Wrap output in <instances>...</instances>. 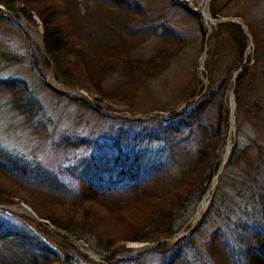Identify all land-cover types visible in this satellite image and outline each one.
<instances>
[{"label": "trees", "instance_id": "trees-1", "mask_svg": "<svg viewBox=\"0 0 264 264\" xmlns=\"http://www.w3.org/2000/svg\"><path fill=\"white\" fill-rule=\"evenodd\" d=\"M93 1L96 14L92 16H96L97 22L93 23L99 26L91 23L86 27L73 0H0V6L13 15L18 12L39 20L42 50L57 83L82 91L94 102H104L107 108L128 109L127 95L105 90L106 79L122 73L141 79L163 74L178 56L182 38H168L164 34L171 33L170 30L160 26L157 30L163 32L164 48H158L147 59L133 58L129 43L141 35L138 29L132 28L133 24H138L140 16L131 8V2ZM217 1L210 0L207 6L213 19L220 16ZM234 18L242 22L254 39L245 19ZM196 19V27L204 38L205 29L201 20ZM220 30L237 33L233 44L238 45L241 56L246 37L240 27L229 22L217 24L211 30L210 40L216 38ZM259 52L254 63L239 61L236 66L240 71L235 75L232 94L237 144L233 145L217 177L201 220L194 230L171 245L165 252L168 256L163 264H264V160L257 174L237 175L233 179L230 197L224 193L229 178L227 171L244 156L238 142V118H253L262 124L264 133V38ZM230 80V75L218 83L207 78L202 90H194L175 103L189 101L182 111L166 112V117L119 118L125 128L114 131L108 141L97 143L85 137L66 139V146L74 149H97L70 167L77 190L69 198L59 193L60 184L50 174L39 167L6 158L1 152L9 164L0 161V202L24 204L53 228L76 240L84 238L104 259H110L127 243L153 244L175 235L195 212L217 170L220 148L229 131L227 87ZM13 82L6 80L0 84L9 86L13 92L10 87ZM245 82L247 87L242 99L239 90ZM15 103L31 116L38 112L36 100L27 95L25 98V94ZM23 105L26 108H22ZM170 106L173 104L165 102L159 109L173 108ZM262 150L264 148L259 147L257 153L264 155ZM99 173L106 175L107 186L91 184ZM109 191L118 194L111 195ZM2 226L7 225L0 222V228ZM18 228V232L1 231L0 241L9 237L28 238L29 245L33 246L27 228L23 225Z\"/></svg>", "mask_w": 264, "mask_h": 264}, {"label": "rangeland", "instance_id": "rangeland-1", "mask_svg": "<svg viewBox=\"0 0 264 264\" xmlns=\"http://www.w3.org/2000/svg\"><path fill=\"white\" fill-rule=\"evenodd\" d=\"M73 1L76 12L79 17L83 18L86 27L90 26L91 23L92 26H99L95 24L97 23L95 21L96 16H92L96 14L94 12L96 3L93 0ZM129 1L132 4L131 8L133 7L135 13L140 16L138 24L132 25V28L138 29L137 32L141 35L139 39L132 38L133 41L129 43L133 58L147 59L158 48L163 49L164 35L170 39L174 36L181 37L182 46L178 56L169 64L167 71L155 78L141 79L138 76L134 78L129 74L122 73L106 79L104 82L105 90L127 95L128 105L126 108L128 109L121 107L110 109L104 102L100 101L98 104L89 96L87 99H83L69 95L64 91L55 92L47 80L48 76H52L50 62L47 57L44 58L40 47L18 24L19 21L23 20L33 28L39 29L41 38L42 28L39 20L33 15L26 17L18 12L13 15L0 6V81H14L10 85L14 93L9 86L0 84V161L9 164L6 159L9 158L20 163H26L30 167H39L45 174H50L56 179V182H59V193L66 198L72 196L77 190L74 177L69 173L70 167H73L78 159L85 158L90 152L97 151L96 148H71L70 145L66 146V139L74 140L85 137L95 140L97 143L108 141L114 131L121 127L125 128L120 125L119 118L146 120L155 116L163 117L167 115L166 112H180L185 107V101L177 105L175 103L180 101L182 96H186L194 90H196L195 92L202 90V87L207 84V78L218 83L217 81L226 79L230 75V85L227 87L228 98L229 93L234 90L235 75L240 71L238 67L236 69L239 61L241 64L246 60L249 63H254L260 56L259 51L264 38V0H218L215 3L218 14H220L217 19L211 18L206 4V13L215 22V25L223 24L225 23L223 21L234 18V16H241L245 19L246 25L257 40L254 36L252 39L247 28L239 19L235 18L241 24L242 28L240 29L246 37L241 56L237 50L238 45L235 47L233 44L234 39H236L234 37L237 35L234 30H220L217 32L216 38L210 40L211 29L215 25H212L208 32L203 18L199 15L200 0H175L179 5H175L172 0ZM196 17L201 20L205 32L207 31L204 38L201 37L198 26L196 27ZM141 20L144 21L141 22ZM78 21L81 22V19ZM160 26L169 29L171 33L163 35L160 29L157 30ZM204 53V60L200 65ZM246 84L245 82L240 86L239 91L242 99L245 95ZM61 85L75 91V89L64 84ZM77 92L85 94L82 91ZM24 94L25 98L26 95L29 98H34L39 107L38 112H33L32 116L15 103ZM165 102L172 103L173 106L170 107L173 108L161 111L159 108L164 107ZM22 108L26 107L23 105ZM104 109H109L108 115L103 113L106 111ZM234 118L233 113L230 136V146L232 147L237 142ZM238 119L240 127L238 142L239 146L243 148L244 156L242 159L239 157L227 171L229 178L224 188L227 197L232 194L229 190L235 181L233 179L237 175L257 174L264 160V155L257 153L259 147L260 149L264 148L262 124H258L251 117H242V119L239 117ZM229 124L230 119L228 118ZM228 133L227 131L224 145L220 148L219 163L222 160L223 149L225 150L224 146L227 145ZM1 152L5 154L6 158L1 155ZM218 167L219 164L217 169ZM251 175L245 176L250 177ZM104 177H106L105 174L99 173L91 181V184L93 186H107L105 184L109 182L104 181ZM214 187L209 194V201L214 192ZM118 192L120 194L121 190ZM110 194L116 195L118 193L111 191ZM208 204L209 202L194 224V228L204 215ZM21 206L27 207L22 203L6 204L0 202V222L7 225L2 226L0 232L3 230L18 232V227L23 225L29 231V236L32 237L34 245H29L31 242L28 238L15 237L19 239L15 240L9 237L3 242L0 241V264H10V261L21 264L31 262L37 264H163L168 256L165 252L174 243L175 238L187 235L188 229L192 225L190 223L191 216L179 232L153 243L155 245L151 247L149 246L152 244L127 243L110 259H104L99 253L92 250L91 243L86 242L84 238L76 240L72 235L39 220L34 214L32 217L12 210L13 207L19 208ZM77 244L91 251L98 257V260H92L80 252ZM29 260L31 261L29 262ZM187 260H190L189 256ZM188 262L190 263V261Z\"/></svg>", "mask_w": 264, "mask_h": 264}, {"label": "bare ground", "instance_id": "bare-ground-1", "mask_svg": "<svg viewBox=\"0 0 264 264\" xmlns=\"http://www.w3.org/2000/svg\"><path fill=\"white\" fill-rule=\"evenodd\" d=\"M208 1L209 0H200L199 1V8H198V10H199L200 14L203 17L204 24L206 25V28H207V30L209 32L210 29H211V26L213 25V21L210 19V17L206 13V4H207ZM18 24L25 31V33L30 38H32V40L38 46L39 45V42H40L39 29L33 28V26H31L30 24H28L27 22H25L23 20L22 21H19ZM204 55H205V53L203 54V56H202V58L200 60V65L202 64V62L204 60ZM47 80L49 81L50 86H52L53 88H55L57 90L64 91V92H66L69 95L77 96V97H80V98H83V99L86 98V96H84L80 92H77L76 90L75 91L74 90H69V89L65 88L63 85L55 82V80L52 78V76H48L47 77ZM228 104H229V113H230V124H229V131H228L229 133H228L227 145H226L225 150L223 152L221 162L227 158L228 153H229V150H230V136H231V133H232V125H233L232 124L233 123L232 121H233V113H234V106H233V103H232V100H231V97L230 96H229ZM221 162H220V166H221ZM220 166H219V168H220ZM218 172H219V169H218L216 175L214 176V178L212 179L211 184H210L207 192L205 193V195L203 196V198L201 199V201L197 205V207L195 209V212H194V214L192 215V217L190 219V223L192 225H194L197 222L200 214L203 212V210L206 207L207 199L209 197V194H210L212 188L215 185L216 176H217ZM12 210L14 212H16V213H19V214H24V215H28V216L34 217L33 216V213L27 207H24V206H21L19 208L13 207ZM77 246L80 248V252L86 254L92 260H95V261L98 260V257L96 255H94L91 251H89L88 249L82 248L81 246H79V244H77Z\"/></svg>", "mask_w": 264, "mask_h": 264}, {"label": "water", "instance_id": "water-1", "mask_svg": "<svg viewBox=\"0 0 264 264\" xmlns=\"http://www.w3.org/2000/svg\"><path fill=\"white\" fill-rule=\"evenodd\" d=\"M199 15H200V17H202L201 14H199ZM202 18H203V17H202ZM223 22H225V23H226V22H230V23H233V24H235V25H238L240 28H242L241 24H240V23L237 21V19H235V18H229V19H226V21H223ZM213 24L215 25V22H213ZM38 46L40 47V50H41L42 54L44 55L43 50H42V46H41V40H40ZM44 58H46L45 55H44ZM51 88H52L55 92H59V90L54 89L52 86H51ZM84 95H85V94H84ZM230 96H231V98H232V91L230 92ZM231 147H232V146H230V150H231ZM230 150H229V152H230ZM228 154H229V153H228ZM226 159H227V158H226ZM226 159L222 161V163H221V167H222L223 164L225 163ZM215 184H216V182H215ZM207 203H208V202H207ZM194 226H195V225H191V227L188 229L187 234H188L189 232H191V231L194 229ZM184 236H185V235H184ZM181 237H183V236H177V237L175 238V240H177V239H179V238H181ZM150 246H153V245H150Z\"/></svg>", "mask_w": 264, "mask_h": 264}]
</instances>
